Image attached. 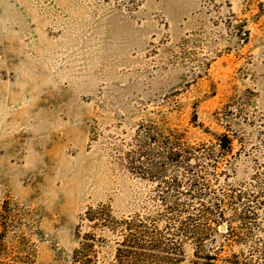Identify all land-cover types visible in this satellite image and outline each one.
<instances>
[{
	"label": "rangeland",
	"instance_id": "374dc122",
	"mask_svg": "<svg viewBox=\"0 0 264 264\" xmlns=\"http://www.w3.org/2000/svg\"><path fill=\"white\" fill-rule=\"evenodd\" d=\"M150 123L264 171V0H0V264H73L88 207L139 210Z\"/></svg>",
	"mask_w": 264,
	"mask_h": 264
},
{
	"label": "trees",
	"instance_id": "16d2710c",
	"mask_svg": "<svg viewBox=\"0 0 264 264\" xmlns=\"http://www.w3.org/2000/svg\"><path fill=\"white\" fill-rule=\"evenodd\" d=\"M229 132L192 144L186 131L141 125L120 154L149 187L139 210L88 207L74 230L73 264H264V171L236 183ZM240 140V139H238Z\"/></svg>",
	"mask_w": 264,
	"mask_h": 264
}]
</instances>
